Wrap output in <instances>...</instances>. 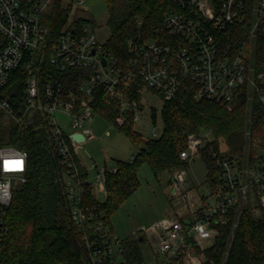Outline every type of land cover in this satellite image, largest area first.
Wrapping results in <instances>:
<instances>
[{
  "label": "built area",
  "instance_id": "1",
  "mask_svg": "<svg viewBox=\"0 0 264 264\" xmlns=\"http://www.w3.org/2000/svg\"><path fill=\"white\" fill-rule=\"evenodd\" d=\"M168 1L178 8L165 16L168 36L156 31L155 37L130 39L126 55L116 57L105 50L89 25L74 21L71 7L82 9L85 0H0V112L18 124L39 116L48 125L51 145L65 169L63 192L72 221L82 232L87 264H149L144 259L133 261L104 213L84 201L87 186L97 201H105L106 175L117 171L116 165L89 168L80 156L86 143L99 140L92 125L96 116L104 118L103 107L117 112L112 125L121 128L129 117L133 122L138 119L140 105L132 97L133 85L140 82L170 102L183 83L190 82L196 100L231 108L246 97L249 102L256 100L264 113V71L257 72L252 63L258 34L264 35V0H250V4L249 0ZM69 7L67 25L53 37L50 23L58 9ZM250 18L253 23L245 41L225 45L222 34ZM47 61L54 73L45 70L42 75ZM18 69L26 80L24 102L15 106L9 97L1 96ZM76 134L84 140H74ZM208 135H190L180 158L188 163L200 159L199 149L210 140ZM214 158L218 183H209V190L197 199L188 188L186 170L171 175L170 194L181 198L188 212L156 224L154 264H195L197 249L203 260L204 246L214 241L217 226L226 225L231 212L239 216L246 208L264 211V149L256 161L243 166L229 155L215 152ZM27 169V152L0 148V264L5 210L14 183H26ZM91 171L95 172L92 178Z\"/></svg>",
  "mask_w": 264,
  "mask_h": 264
},
{
  "label": "trees",
  "instance_id": "2",
  "mask_svg": "<svg viewBox=\"0 0 264 264\" xmlns=\"http://www.w3.org/2000/svg\"><path fill=\"white\" fill-rule=\"evenodd\" d=\"M105 2L110 36L104 46L116 57L126 55V43L130 39L155 37L156 31L168 36L165 16L169 10L178 9L168 0ZM69 13L70 7L58 9L50 23L53 37L67 25ZM138 22H142L141 26ZM76 23L80 26L83 20ZM252 23L250 18L245 25L230 27L221 40L225 45L242 43ZM252 63L257 72L264 71V35L258 34ZM43 67L42 75L45 70L54 73L48 61ZM61 75L55 72V76ZM25 80L26 74L21 69L14 71L1 98L9 97L15 106H20L24 102ZM66 83L69 85L71 81ZM141 84L138 82L132 87L135 100ZM194 93L191 83L185 82L178 96L165 102L164 131L160 139L142 138L134 131L130 117L125 126L118 128L139 145L138 153L131 162L117 161V171L107 173L105 201H97L89 186L84 198L86 205L104 213L109 225L121 206L140 188L138 173L144 164L156 179L188 168L190 164L180 154L187 148L190 135L210 133L211 139L199 149L207 168L208 183H218L215 152L229 155L241 166L256 161L254 143L260 140L264 144V113L258 102H249L243 97L228 110L216 101L196 100ZM102 111L106 121L112 124L117 112L110 106L103 107ZM48 131V125L39 116L18 124L0 112V148L12 146L28 154L27 181L14 188L11 204L5 210L3 264H87L82 232L72 221L63 192L61 181L65 169L51 145ZM259 213L256 216L250 208L239 216L236 211L231 212L226 225L217 226L218 235L213 244L201 252L204 257L201 264H264V211ZM140 238L144 242V236L138 232L123 240L133 261L144 259Z\"/></svg>",
  "mask_w": 264,
  "mask_h": 264
},
{
  "label": "rangeland",
  "instance_id": "3",
  "mask_svg": "<svg viewBox=\"0 0 264 264\" xmlns=\"http://www.w3.org/2000/svg\"><path fill=\"white\" fill-rule=\"evenodd\" d=\"M74 21L83 20V24L89 25L98 37L100 43L105 44L110 36L107 26L108 9L105 0H85L84 7L72 6ZM140 111L138 119L134 122V131L145 140L160 139L164 131L162 110L165 104L160 94L142 84L138 89V100ZM231 110V108H226ZM61 117V116H60ZM92 128L97 141L86 143L80 149V156L85 165L89 168L96 166L103 168L105 165L114 167L117 161L131 162L138 153L139 145L132 141L123 131L106 121L102 116L95 118ZM66 132H70L68 126H64ZM156 133V135L154 134ZM197 132V134H205ZM211 139V136H207ZM204 144L203 146H205ZM264 144L257 140L254 143L255 157L259 156ZM186 168L188 173V188L197 199L200 195L209 190L207 180V168L203 160L198 159L189 163ZM248 163H245L246 165ZM185 170V169H184ZM95 172L91 171V178ZM141 183L140 188L121 206L118 212L111 218V226L121 240H127L138 232L144 236V242L140 243L144 261L149 264L156 262V224L166 217H174L179 214L185 216L188 212L181 198H174L170 194L171 176L163 174L156 179L147 164H144L138 173ZM21 186L15 182L14 187ZM101 201L104 196H100ZM252 209V208H250ZM252 211L256 216L259 212ZM211 241L204 246L206 249L213 244ZM197 249L195 264H201L202 256Z\"/></svg>",
  "mask_w": 264,
  "mask_h": 264
},
{
  "label": "water",
  "instance_id": "4",
  "mask_svg": "<svg viewBox=\"0 0 264 264\" xmlns=\"http://www.w3.org/2000/svg\"><path fill=\"white\" fill-rule=\"evenodd\" d=\"M104 63H105V60H104ZM73 139L76 140V141H83L84 140V137L83 135L81 134H76V135H73ZM142 238H140V242H142Z\"/></svg>",
  "mask_w": 264,
  "mask_h": 264
},
{
  "label": "snow or ice",
  "instance_id": "5",
  "mask_svg": "<svg viewBox=\"0 0 264 264\" xmlns=\"http://www.w3.org/2000/svg\"><path fill=\"white\" fill-rule=\"evenodd\" d=\"M17 163H19V162H17Z\"/></svg>",
  "mask_w": 264,
  "mask_h": 264
}]
</instances>
